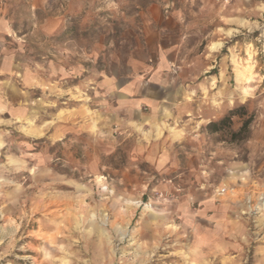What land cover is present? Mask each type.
<instances>
[{
	"label": "rangeland",
	"instance_id": "1",
	"mask_svg": "<svg viewBox=\"0 0 264 264\" xmlns=\"http://www.w3.org/2000/svg\"><path fill=\"white\" fill-rule=\"evenodd\" d=\"M158 43L177 46L168 91L202 117L153 163L74 120L89 80ZM225 97L264 138V0H0V257L25 245L34 264H176L178 235L187 264H238L240 189L217 179L230 149L198 135Z\"/></svg>",
	"mask_w": 264,
	"mask_h": 264
},
{
	"label": "crops",
	"instance_id": "2",
	"mask_svg": "<svg viewBox=\"0 0 264 264\" xmlns=\"http://www.w3.org/2000/svg\"><path fill=\"white\" fill-rule=\"evenodd\" d=\"M176 47L166 48L161 43L135 47L116 68H106L89 80L84 88L86 101L76 100L81 107L75 112L80 118L74 122L89 128L96 123L97 128L110 129L109 133L117 130L123 139L137 142L138 152L145 160L167 162L165 150L184 138L177 132L186 129L189 134L193 127L196 136L194 129L199 127V121L195 117H202L189 99L185 101L184 90L170 93L168 87L165 92L156 83L160 80L171 85L176 79L180 68L176 62ZM166 98L168 103L161 106L160 102ZM177 104L180 107H175ZM174 128L176 131H172Z\"/></svg>",
	"mask_w": 264,
	"mask_h": 264
},
{
	"label": "clouds",
	"instance_id": "3",
	"mask_svg": "<svg viewBox=\"0 0 264 264\" xmlns=\"http://www.w3.org/2000/svg\"><path fill=\"white\" fill-rule=\"evenodd\" d=\"M156 83L160 84L161 90L165 92L170 86L167 81L157 80ZM187 99L188 96L185 97V101ZM160 103L163 106L168 103V99ZM243 103L241 99L240 104ZM221 104L223 109L216 113H208V118L201 121L205 127L202 132H198V135L211 141H223L230 149L229 160L231 162L222 170L221 176L217 179L221 183L228 181L240 189L239 197L231 207L235 215L232 235L239 241L233 245L238 253V264H264V138H255L251 124L247 128L244 127L248 116L239 110L238 105H234L231 98L225 97ZM175 107H180V105L177 104ZM234 107L236 110L230 113L229 122L224 123L220 117H223L225 110ZM260 107L264 108V101L260 102ZM165 112L167 114V109ZM2 147L4 145L0 143V148ZM237 181L240 183L237 184ZM23 190V184L16 185V193ZM0 194L3 193L0 192ZM253 242L257 245L255 249L251 247ZM167 244L178 248L177 251L169 253L180 258L176 264H187L188 257L183 250L180 237L175 236L174 245L171 242ZM245 249H248L247 255L244 254ZM257 253H260L259 259ZM0 261H3V264H34V260L27 255L25 245H22L17 253L8 259L0 257Z\"/></svg>",
	"mask_w": 264,
	"mask_h": 264
},
{
	"label": "trees",
	"instance_id": "4",
	"mask_svg": "<svg viewBox=\"0 0 264 264\" xmlns=\"http://www.w3.org/2000/svg\"><path fill=\"white\" fill-rule=\"evenodd\" d=\"M235 110H233L232 112H234ZM231 112V113H232ZM224 123H227V122H229V117H224V118H222L221 119ZM252 120H253V116H250V117H248V119L245 121V123H244V127L245 128H247L248 126H249V124H251V122H252Z\"/></svg>",
	"mask_w": 264,
	"mask_h": 264
}]
</instances>
